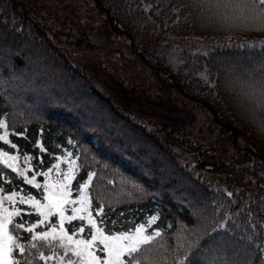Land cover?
<instances>
[{"label": "trees", "instance_id": "1", "mask_svg": "<svg viewBox=\"0 0 264 264\" xmlns=\"http://www.w3.org/2000/svg\"><path fill=\"white\" fill-rule=\"evenodd\" d=\"M88 1L119 46L98 50L86 31L41 0H0V121L7 125L0 135L8 133L0 150L24 161L23 175L0 161V187L37 197L25 177L38 180L59 159L74 162L71 184L88 183L98 227L116 233L145 224L146 232L160 233L139 257L148 258L144 264H264V195L230 197L196 176L225 169L264 188V29L226 20L211 8L222 7L221 0ZM190 37L199 50L194 59L179 50V63L172 65L169 45ZM61 39L80 51L92 44L114 70L115 64L126 67L131 80L124 77L121 85L129 94L156 96L148 90L154 80L178 99L201 103L218 125L209 126L216 130L210 146L191 133L186 116L182 124L164 125L135 113V105L116 106L70 65ZM243 97L254 104V115ZM15 207L19 215L8 231L25 248L13 250L15 260L65 264L59 260L70 253L55 258V243L33 241L26 230L35 212L25 203ZM76 220L67 227H76ZM17 223L25 227L15 229Z\"/></svg>", "mask_w": 264, "mask_h": 264}, {"label": "rangeland", "instance_id": "2", "mask_svg": "<svg viewBox=\"0 0 264 264\" xmlns=\"http://www.w3.org/2000/svg\"><path fill=\"white\" fill-rule=\"evenodd\" d=\"M45 6H50L51 10L55 13H58L64 17V20L66 22H72L77 31H81L83 29L87 32V34L91 38V43L97 47L99 50V46L103 45L108 47L109 45H116L119 46L121 44V40H114L110 39L111 34L107 31H104L103 25L100 22V13L98 11H95L91 3L88 0H64L69 1L66 2V4L63 5L61 3V0H41ZM222 4V3H221ZM58 5V6H57ZM62 6L63 9H59L58 7ZM214 11H221L224 14V17H226V14H228V10L225 9L223 6L221 7L213 5L211 7ZM47 9V8H45ZM209 14L213 17H210V19L213 22H216L215 15L209 11ZM231 23H238L233 22L230 20ZM228 37L227 34L223 35L222 38ZM193 37H190L186 41H179L178 43H173L169 45L170 51L167 52V60L172 64L175 65L179 63V50H183L185 54H189L194 59V54L197 53L198 47L195 45H192ZM57 44L60 46V49L64 55V57L69 61L70 65L73 68H79L81 74L83 72L84 76L86 77L89 82L96 87L101 94L104 97L109 98L116 106L120 105L124 107L123 103L128 106H137V110H133L137 114H141L147 117H151L156 121L161 122L164 125H176L182 124V118L186 116V121L189 123V129L191 133L198 139H200L202 142H204L207 146H210L211 142L213 141L214 137L216 136L214 129H209V126L215 125L218 127L217 123L213 121L211 115L206 110V108L199 102H194L192 100H188L185 97H180L178 99L176 93L168 88L165 87V85L159 86L158 82H155L154 80L149 82L150 87L148 86V90L154 89L157 91V95L154 96V92H148L153 93L147 97L140 96V94L132 95L127 92H125L123 86L121 85V81H124V77L126 78L129 76L127 74V68L122 67L118 64H115V70L114 65L111 63L110 57H102L101 53H98L99 51L92 49V44L90 47H83L82 50H78L74 48L71 44L67 42L65 39H61ZM194 46V48H192ZM102 49V48H101ZM165 56V55H164ZM108 60V61H107ZM108 63V64H107ZM112 69L110 71L109 68ZM106 69V70H105ZM114 70V71H113ZM133 79H135L133 77ZM127 81H130V78H126ZM234 87V86H233ZM235 88V87H234ZM122 91H124V95L122 94ZM248 92V91H247ZM143 95V94H142ZM245 95V94H244ZM125 98H124V97ZM129 99H132L133 101L130 103ZM179 100L182 102V105H179ZM243 101L249 102V97H243ZM250 109H251V115H254V104L252 102H249ZM125 111H127L126 108H120ZM189 109V110H187ZM192 118V120H189L188 118ZM171 123V124H170ZM175 123V124H173ZM213 124V125H212ZM262 131H264L261 128ZM225 142L226 139L224 138ZM6 153L2 150H0V154ZM7 155H0V161L13 170L16 169L15 172L23 175V169H24V161L21 160L17 153H11L7 152ZM9 157H16L15 160L9 159ZM61 157L66 160L65 155H61ZM60 160V159H59ZM59 160H57L53 165L43 171H40L41 177L35 181V185L39 184L41 187L36 188L37 197L32 198L34 200L40 201V203L47 204L48 201L44 199L45 195H48L49 193L45 192V183L47 179V184L49 187L51 185L57 184V181H63L64 183L68 184L69 190L71 192V195L68 196L69 201H79V188L78 185L83 184L82 181H78L77 183L71 184V179L65 181L63 177V173H70L72 176V170L73 168L70 167L71 163L66 161L65 163H59ZM11 165V167H9ZM55 165H59V171L54 167ZM49 169H52L51 172H49ZM14 171V170H13ZM49 172L48 177L46 178L44 176V173ZM194 172H197L195 170ZM196 176L201 179V181L207 183L211 188L222 190L230 195L231 192L234 194H238L240 198L244 197H250V196H263L264 195V188L263 187H255L254 184L251 183V181L248 180L245 174L243 173H236L232 171H227L225 169H218V168H208L207 170H199ZM59 186V185H57ZM13 192H5L0 187V197L3 196H12ZM22 198V195H19L16 193V197L14 198V201L4 200L3 202V209H7V212L11 213L14 209H16L15 205L18 203H21L20 200ZM25 201H27L28 198L23 197ZM27 205V209H32L35 212L36 219L32 222L27 228L32 227V225H35L36 227L33 228V231L30 233L31 236L33 235H40L45 232L52 233L53 228H55V235L57 236L56 241H52V236L50 235L47 241H52L55 243L59 249L60 252L54 256L55 258H58L64 254H66L59 245V234L61 231V224H60V215H52V216H41L40 213L36 210V208L31 203L25 202ZM65 211L63 213L65 219L63 222V230L68 236H72L73 240H80V239H91V235L89 232L92 233L95 232V229L91 227V225L88 224L87 219L80 220L78 217L76 222L78 223L76 227V232H73V229H69L66 225V223H69L71 220L67 219V217H71L73 215L72 209L73 207L79 209L81 208V204L79 202L72 204L68 203L64 205ZM84 215L85 217L91 216V219L96 221L92 211H90L89 208V202L87 205V210L84 212H81L78 214ZM12 218V217H11ZM73 222V221H72ZM97 224V223H96ZM74 225V223H72ZM83 227L85 231L83 233L79 232V228ZM98 227V225H97ZM10 234V233H9ZM108 233H105L107 235ZM113 234H119L118 232ZM11 235V234H10ZM66 244L69 243L66 239L64 241ZM75 247V245H72ZM103 248L102 244H99V241H96V247L94 249L95 255L99 256L101 258V261L106 256V252L100 251V249ZM15 249V248H14ZM13 249V250H14ZM19 250V249H16ZM49 255V254H48ZM47 255V257H48ZM68 259H75V257H72L71 254L66 259L59 260V261H65V264H68ZM264 259V258H263Z\"/></svg>", "mask_w": 264, "mask_h": 264}, {"label": "snow or ice", "instance_id": "3", "mask_svg": "<svg viewBox=\"0 0 264 264\" xmlns=\"http://www.w3.org/2000/svg\"><path fill=\"white\" fill-rule=\"evenodd\" d=\"M222 6L228 10V14H226V20H232L233 22H240L245 27L255 28V29H264V0H221ZM7 125L0 121V128H6ZM8 133L5 132L3 135H0V140L7 142ZM15 147V145H13ZM0 155H7L6 153ZM11 160H15L16 157H9ZM11 167V165H9ZM57 171H59V165L54 166ZM70 167H74L73 165ZM16 170L15 168L13 169ZM52 169H49L51 172ZM49 172L44 173V176L47 178ZM64 180H70V173H63ZM27 183L35 184V175L31 180H28L25 177ZM89 180H91V176H89ZM59 185V186H57ZM36 187H41V185L36 184ZM45 192L49 193L44 196V199L48 201L47 204H41L40 201L34 200L32 197H28L27 201L21 198V203H31L36 208V210L40 213L41 216H52L59 214L60 215V224L61 231L59 234V245L60 248L66 253H70L72 257L75 259H68V264H144V261H147V257H144V261H142L139 257L143 254L145 249L151 245L154 241L155 237L160 235L159 232H146L145 224L140 225H132L130 228L117 230L119 234H113L112 228H102L97 227L96 221L91 219V216L85 217L84 215H79V213L87 210L88 205V196L86 189L88 188V183L78 185L79 188V201H69L68 196L71 195L68 184L63 181H57V184L49 185L46 183L44 185ZM16 197V193L13 192L12 196H3L0 197V264H19L17 260H15L13 256V249H19L20 253H24L25 248L23 245L17 243V238L13 235L9 234L8 225L12 224L11 217L13 215H19V210L14 209L13 212H7V209H3L4 200L14 201ZM79 202L81 204V208L77 209L73 207L72 212L73 215L71 217H67L69 220L77 219L80 220L87 219L88 224L91 225L95 232L91 231L89 234L91 235V239H80L73 240L72 236H68L63 230V222H64V211L66 210L64 205L68 203L75 204ZM100 215V213H98ZM153 220L155 217L152 218ZM101 225L103 224V220L100 221ZM13 227L15 229H20L25 227L23 223L14 224ZM32 227L27 228L28 232H32ZM85 229L83 227L79 228V232L83 233ZM73 232H76V229L73 228ZM105 232L108 234L105 235ZM52 236V241L57 240V236L55 235V228H53L52 233L45 232L40 235H33L32 240H40L47 241L49 236ZM65 239L69 243H65ZM96 241H99V244L103 245V248L100 251L106 252V256L101 261V258L95 255V247ZM75 245L73 247L72 245ZM32 247L35 248L36 244L33 243ZM52 257H46L41 254L40 259H51ZM61 259H67V255L62 257Z\"/></svg>", "mask_w": 264, "mask_h": 264}]
</instances>
